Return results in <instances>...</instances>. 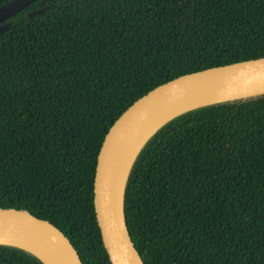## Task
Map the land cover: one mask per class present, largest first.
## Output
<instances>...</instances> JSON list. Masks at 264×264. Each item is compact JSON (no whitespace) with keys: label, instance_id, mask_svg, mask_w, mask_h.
I'll return each mask as SVG.
<instances>
[{"label":"trees","instance_id":"1","mask_svg":"<svg viewBox=\"0 0 264 264\" xmlns=\"http://www.w3.org/2000/svg\"><path fill=\"white\" fill-rule=\"evenodd\" d=\"M5 23L0 208L53 223L84 264H112L94 205L109 129L169 80L264 57V0H38ZM125 216L146 264H264V94L161 127L132 168ZM0 264L44 263L0 245Z\"/></svg>","mask_w":264,"mask_h":264},{"label":"water","instance_id":"2","mask_svg":"<svg viewBox=\"0 0 264 264\" xmlns=\"http://www.w3.org/2000/svg\"><path fill=\"white\" fill-rule=\"evenodd\" d=\"M36 1L11 0L0 5V33L10 26L5 21ZM42 10H34L30 15ZM229 90L235 94H218ZM261 94H264V57L218 65L169 80L136 100L114 122L98 154L94 180L95 212L112 264H146L127 226L125 193L132 168L150 138L169 121L188 111ZM205 95H211L207 101L193 106L184 104L188 98ZM166 108L172 109L169 115H161ZM149 119L160 123L141 141L125 171L121 157L130 149V144H134L140 129H146ZM4 235L21 237L27 244L0 241V245L24 249L44 264L49 262L35 251L37 246L46 252L47 259L53 264H84L79 252L60 228L27 210L0 208V236Z\"/></svg>","mask_w":264,"mask_h":264},{"label":"bare ground","instance_id":"3","mask_svg":"<svg viewBox=\"0 0 264 264\" xmlns=\"http://www.w3.org/2000/svg\"><path fill=\"white\" fill-rule=\"evenodd\" d=\"M218 94L222 95V96H226V95H229V96H233L235 94V92H232V91H221V92H218ZM211 95H205V96H201V97H197L196 99H186L185 100V105L189 106V105H197L199 103H201L202 101H207L209 99ZM216 97V96H215ZM172 109L170 108H166L164 111L161 112V115H164V114H167L169 115V112L171 111ZM160 122H157L155 120H150L148 121L147 123V127L146 129H144L145 127L141 128L140 129V133L138 135V137H135L134 138V144H130V149H127V151L125 152V155L121 157V162L124 164V169L125 171L127 170V168L129 167L136 151H137V148L139 146V144L141 143V141L156 127L159 125ZM143 129V130H142ZM142 131V132H141ZM0 241H12L14 243H18V244H22V245H26L27 243L25 242V240L21 237H15V236H11V235H4V236H0ZM32 246V245H31ZM31 246H29L31 248ZM35 251L42 257L44 258L45 260H47L49 262V264H53L52 262H50L48 259H47V254L46 252L41 249L40 247H36L34 248Z\"/></svg>","mask_w":264,"mask_h":264}]
</instances>
